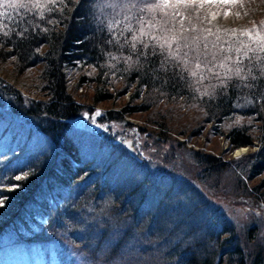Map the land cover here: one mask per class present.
I'll return each mask as SVG.
<instances>
[{
	"label": "trees",
	"instance_id": "trees-1",
	"mask_svg": "<svg viewBox=\"0 0 264 264\" xmlns=\"http://www.w3.org/2000/svg\"><path fill=\"white\" fill-rule=\"evenodd\" d=\"M261 1L249 0L238 7L250 8ZM152 3L160 0H64L63 4L57 0L39 9L17 11L7 5L0 9L6 13L0 17L4 29L19 24L21 17V27L28 26L23 33L14 30L0 44V198H5L0 207V242L4 236H14L20 245L47 240L61 264H75L74 251L92 264H120L118 258L136 244L131 227L120 230L119 240L107 243L103 241L109 240V231L79 228L81 203L113 193L130 225L143 230L167 222L181 241L171 250L169 264H248L232 221L208 205L197 177L190 185L167 174L156 175L117 144L72 125L92 108L78 103L77 96L90 92L92 106L127 96L118 112L105 111L104 120L139 118L152 124L154 131L163 128L187 137L211 125L228 142L229 152L254 148L243 156L246 165L241 168L249 181L264 174V68L259 63L264 52L244 35H264V4L252 7L245 24L231 28L209 19L203 5L144 8ZM177 18L185 34L189 27L202 34L211 29L222 37V49L241 41L257 49L255 56L231 54L233 59L239 57L245 79L232 77L228 86L206 95L217 84L212 72L224 74V69L208 63L207 70L202 66L193 76L174 64L162 68L164 57L159 53L144 49L148 54L137 58L136 51L121 47L138 30L155 33L161 23H176ZM252 18L254 24L247 25ZM130 55L132 60L124 59ZM21 117L35 133L22 126L17 120ZM195 155L199 165H206L200 174L220 163V158L207 153ZM125 160L131 169L123 168ZM260 184L252 190L264 188V178ZM178 189L191 199L183 202L177 195L175 203L170 201L169 194ZM56 241L60 243L55 245ZM101 251L105 253L100 256ZM249 261L264 264V254L258 252Z\"/></svg>",
	"mask_w": 264,
	"mask_h": 264
},
{
	"label": "rangeland",
	"instance_id": "rangeland-1",
	"mask_svg": "<svg viewBox=\"0 0 264 264\" xmlns=\"http://www.w3.org/2000/svg\"><path fill=\"white\" fill-rule=\"evenodd\" d=\"M245 2H249V0H237L236 3L228 5L212 4L203 6L206 8L205 12L209 19L212 21L219 20L225 26L232 28L245 24V20L250 17V11L253 8H260L264 4V0H262V4L253 5V8H249L248 4L247 6L238 7L239 3ZM253 24L254 18L250 19L247 25ZM90 97V92L85 96L76 97L78 103L92 107L89 112H83L78 119H83L86 112L92 115L96 110H99L103 115L97 119L94 126L97 127L99 133L103 134V137L95 134L108 141L109 144H115L117 139L131 141L141 167L153 171L156 175L163 173L187 181L190 185L197 182L193 181V178L197 177L201 182L199 186L197 185L198 190L208 200V205L213 209H217L218 213H223L226 218L232 221L236 230V237L239 239L242 250H244L247 263L250 264L249 260L258 252L264 254V188L259 191L252 190L254 186L261 185L260 182L264 178V174L249 181L241 170L246 165L243 156L252 152L254 148H238L237 151L247 149L244 154L239 156H237V151L229 152L228 143L222 139L221 135L217 134L216 130H212L213 126L211 125L205 126L201 134L187 137L183 134L177 135L170 130L165 131L163 128L154 131L152 124H146L139 118L127 116L124 121L104 120L105 111L118 112L124 104L122 101H126L127 96L122 100L118 99L94 106L90 103ZM4 112L7 114L8 109H4ZM17 120L22 123V126L24 125V128L32 129L35 133V128H32L28 120L23 117ZM92 123L91 120L77 122L76 119L72 122V125L87 133H92L93 126H90ZM98 124L104 125V127H98ZM2 128L0 127V132ZM117 145L128 154L122 144ZM108 149L110 148L107 147L106 150ZM196 152L207 153L215 159L220 158L219 165L217 167L213 166L212 169L208 167L204 173L200 174L199 172H203L206 165L202 166L197 163L199 161H197ZM123 164L125 170L127 166L129 168V162L125 160ZM238 180H241L240 184H238ZM243 182L246 189L242 185ZM177 195L183 202L185 200L188 202L191 199L189 193L182 194L178 189L169 194L170 201L175 203ZM120 237V231L114 235L110 233L109 240L104 238L103 242L117 241ZM35 240L20 245L15 244L14 236L13 238L4 236L0 242V264H61L55 248L47 240L44 242ZM53 243L56 245L60 242ZM104 253L105 251H101L100 256ZM71 256L75 258V264H92L91 259L85 257L79 251H74Z\"/></svg>",
	"mask_w": 264,
	"mask_h": 264
},
{
	"label": "snow or ice",
	"instance_id": "snow-or-ice-1",
	"mask_svg": "<svg viewBox=\"0 0 264 264\" xmlns=\"http://www.w3.org/2000/svg\"><path fill=\"white\" fill-rule=\"evenodd\" d=\"M71 2V0H69ZM237 0H160V3H152L145 5L146 10H157L161 7L167 8L169 5H212V4H232L236 3ZM57 0H0V9L4 8L5 5L13 8V10L33 8L39 9L46 5H55ZM63 4L64 0H60ZM31 6V7H29ZM6 13L0 11V17L5 16ZM175 15V13H174ZM23 17L20 18L19 24L13 23V26L4 29V22L0 20V44L10 37L14 30H19L20 33L26 32L28 26H24ZM177 25H179L177 27ZM30 26V25H29ZM184 25L177 18L176 23L169 20L166 24L161 23L159 30L155 33L148 29L138 30L136 35H131V38H125L123 46L129 47L131 50L136 51L137 58L142 55H146L144 49L152 54L159 53L164 59L161 62V67L166 68L169 64H174L176 67H180L183 71H190L193 76H198V72L201 67H205L208 63H211L214 67L224 69V74L218 71L212 72V77L217 80V84L212 85L206 95L214 94L218 86H228L227 80L232 77H236L239 80L245 79L243 69L240 67L239 57L233 59L232 53L246 54L252 52L253 56L256 55L257 49H252L250 45L245 44L243 41L240 42L239 46L233 47L235 42H229V46L221 48L224 43L222 37L213 33L211 29H205V34H202L199 28L193 30L189 27L187 34L184 33ZM131 29L129 32L131 33ZM249 39H252L257 45L260 52H264V35L256 33L253 37L250 33H244ZM215 36V39L209 40L208 37ZM113 41H109L112 43ZM111 59H116L112 57ZM126 60H132L131 55L124 58ZM251 59V57L249 58ZM232 61L231 67H227L229 62ZM136 63V61H133ZM260 65L264 68V58H260ZM207 70V68H206ZM251 76V72L248 73ZM202 78V77H200ZM103 115L102 112L96 110L92 115L87 112L84 114V119L91 120L93 124L97 123V118ZM98 127H104V125H97ZM243 151H247L244 149ZM21 177L17 176L16 180H20ZM5 198H0V207L4 206Z\"/></svg>",
	"mask_w": 264,
	"mask_h": 264
},
{
	"label": "clouds",
	"instance_id": "clouds-1",
	"mask_svg": "<svg viewBox=\"0 0 264 264\" xmlns=\"http://www.w3.org/2000/svg\"><path fill=\"white\" fill-rule=\"evenodd\" d=\"M78 216L80 230L93 227L99 231H109L114 235L121 229L132 228L136 244L118 258L120 264H169L171 250L181 243L168 228L167 222L149 224L143 230L139 225H130L124 218L119 202L113 193H108L98 200L96 198L85 199L81 203ZM68 223L74 224L71 220ZM97 259L102 258L98 256Z\"/></svg>",
	"mask_w": 264,
	"mask_h": 264
},
{
	"label": "water",
	"instance_id": "water-1",
	"mask_svg": "<svg viewBox=\"0 0 264 264\" xmlns=\"http://www.w3.org/2000/svg\"><path fill=\"white\" fill-rule=\"evenodd\" d=\"M97 119H99V117L97 118ZM81 121H88V120H86V119H77V122H81ZM75 125H76V123H74ZM95 124H91L90 126H93V128H92V133L93 134H97L98 136H101V137H103V134H101V133H99L98 131H97V127L96 126H94ZM115 144H122L125 148H126V150L128 151V153L130 154V156L131 157H133V158H137L136 157V153H135V151H134V148H133V146L131 145V141H122L121 139H117V141H116V143Z\"/></svg>",
	"mask_w": 264,
	"mask_h": 264
},
{
	"label": "bare ground",
	"instance_id": "bare-ground-1",
	"mask_svg": "<svg viewBox=\"0 0 264 264\" xmlns=\"http://www.w3.org/2000/svg\"><path fill=\"white\" fill-rule=\"evenodd\" d=\"M243 150L244 149H241V150L237 151L238 152L237 156L244 154L245 151H243Z\"/></svg>",
	"mask_w": 264,
	"mask_h": 264
},
{
	"label": "built area",
	"instance_id": "built-area-1",
	"mask_svg": "<svg viewBox=\"0 0 264 264\" xmlns=\"http://www.w3.org/2000/svg\"><path fill=\"white\" fill-rule=\"evenodd\" d=\"M225 142H227V141H225ZM228 143V142H227Z\"/></svg>",
	"mask_w": 264,
	"mask_h": 264
}]
</instances>
